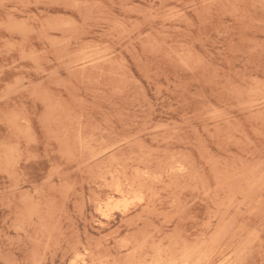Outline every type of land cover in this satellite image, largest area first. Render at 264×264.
Returning <instances> with one entry per match:
<instances>
[{
  "label": "rangeland",
  "instance_id": "rangeland-1",
  "mask_svg": "<svg viewBox=\"0 0 264 264\" xmlns=\"http://www.w3.org/2000/svg\"><path fill=\"white\" fill-rule=\"evenodd\" d=\"M0 264H264V0H0Z\"/></svg>",
  "mask_w": 264,
  "mask_h": 264
},
{
  "label": "bare ground",
  "instance_id": "bare-ground-1",
  "mask_svg": "<svg viewBox=\"0 0 264 264\" xmlns=\"http://www.w3.org/2000/svg\"><path fill=\"white\" fill-rule=\"evenodd\" d=\"M90 62V61H89ZM146 194V193H145ZM147 196V195H146ZM104 213V212H103ZM105 216H107L106 214H104Z\"/></svg>",
  "mask_w": 264,
  "mask_h": 264
}]
</instances>
